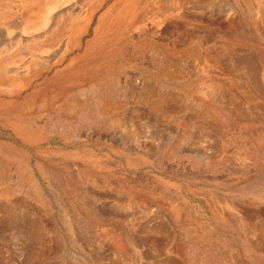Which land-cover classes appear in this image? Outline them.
<instances>
[{"label":"rangeland","instance_id":"374dc122","mask_svg":"<svg viewBox=\"0 0 264 264\" xmlns=\"http://www.w3.org/2000/svg\"><path fill=\"white\" fill-rule=\"evenodd\" d=\"M211 1L74 0L16 42L0 0V264H264V21Z\"/></svg>","mask_w":264,"mask_h":264},{"label":"bare ground","instance_id":"6f19581e","mask_svg":"<svg viewBox=\"0 0 264 264\" xmlns=\"http://www.w3.org/2000/svg\"><path fill=\"white\" fill-rule=\"evenodd\" d=\"M21 2L18 3L19 5V8L22 9V16H23V19L25 20V26H21L23 27V30H22V33L19 35H16L15 37V41L16 42H19L20 40H24V41H28V40H32V39H36V38H39V37H42L44 35H46L48 32L51 31L53 25L55 23L58 22L59 24V19L62 17L63 18V15H65L66 13L70 12V13H73L76 8L78 7V3H68L70 1H74V0H56V1H50L47 5H46V8L44 9L47 13V16L46 18L44 17L42 20H40V18H38V13L44 8L43 6V3L42 1L43 0H20ZM154 1V0H153ZM172 3H175L174 1L175 0H171ZM177 1V0H176ZM214 1V0H212ZM212 1L211 3L207 2L208 5L209 4H212ZM236 1V0H235ZM243 1V0H242ZM4 2V1H3ZM237 2V1H236ZM244 2H246V5L248 6L247 10H248V14L251 15L253 18H256V17H259L261 19H263L264 21V0H244ZM68 3V4H67ZM255 3L257 6H258V9L255 10L252 6V4ZM206 4V2H205ZM45 5V4H44ZM239 5V3L237 4ZM64 6H67V7H64ZM241 6V5H240ZM256 6V7H257ZM60 7V10L58 11L57 15H54V16H49V13L53 10H55L56 8ZM240 10V9H239ZM242 13V12H241ZM200 14V12H199ZM203 14V13H201ZM243 15V14H242ZM245 15V14H244ZM7 19H8V16L7 15H4V14H0V23H4V22H7ZM64 19V18H63ZM198 19V18H197ZM201 19V18H199ZM58 20V21H57ZM195 20V19H194ZM203 23H205L203 21ZM200 25V24H199ZM205 25V24H204ZM7 26V30H8V33L10 31V28L11 26L10 25H6ZM56 27V26H55ZM198 29V28H197ZM196 30V29H195ZM210 30V29H209ZM13 31V30H12ZM11 31V32H12ZM17 33V32H16ZM51 33V32H50ZM184 33L186 34V32L184 31ZM199 34V29L198 31L196 30L194 32V34ZM3 34V33H2ZM26 34V36L24 35ZM221 35V34H220ZM23 36V37H22ZM25 36V37H24ZM212 36V35H211ZM1 37L0 36V44H4L5 42L3 40H1ZM213 37V36H212ZM211 37V38H212ZM217 37V36H216ZM219 37V36H218ZM5 38V37H4ZM3 38V39H4ZM211 38L209 39H205L207 42H211L214 38ZM219 39V38H218ZM190 40V39H189ZM221 40V39H220ZM225 39L222 38L221 40V44L223 45V41ZM185 41V40H184ZM227 41V40H226ZM189 42V41H188ZM177 44V43H176ZM6 45V44H5ZM181 45V44H180ZM5 47V46H4ZM6 49V48H5ZM3 51V49L1 50ZM0 51V52H1ZM156 53H158L156 51ZM153 55V54H152ZM229 57V56H228ZM152 59V58H151ZM150 59V60H151ZM155 59V58H154ZM153 59V60H154ZM205 61V60H204ZM153 62V61H152ZM151 62V63H152ZM155 62V61H154ZM238 63H240L241 61L237 60ZM149 63V62H148ZM156 63L159 65V67L161 66H166V64H164V61L159 58V61L158 59L156 58ZM168 63V62H167ZM155 65V64H154ZM240 65V64H239ZM256 66V65H255ZM257 67H261V66H257ZM256 67V68H257ZM254 68V67H253ZM173 69V68H171ZM160 70V69H158ZM260 71V69H258ZM256 70V72L258 71ZM170 71V70H169ZM165 72V71H164ZM252 72V71H251ZM261 72V71H260ZM258 72V73H260ZM169 74V73H168ZM261 74V73H260ZM190 78V77H189ZM216 78V77H215ZM162 80V79H161ZM210 81V80H209ZM211 85V84H210ZM207 87V86H206ZM235 94V93H234ZM110 95V94H109ZM165 97V96H164ZM165 99V98H164ZM142 124V123H141ZM1 190V189H0ZM195 215V214H194ZM251 218V217H250ZM244 220V218H243ZM254 222V221H253ZM250 223V222H249ZM6 224V223H5ZM4 224V225H5ZM258 224V223H257ZM165 225V226H164ZM167 224H163L161 227H159L160 230H164V232H167L169 233L170 231L168 230V228L166 227ZM215 226V225H214ZM211 229V228H210ZM215 231V230H214ZM208 234V233H207ZM215 234V233H214ZM213 234V235H214ZM215 236V235H214ZM220 240V239H219ZM202 241V240H200ZM211 241V240H210ZM228 244V243H227ZM253 245V244H252ZM227 246V245H226ZM228 247V246H227ZM231 247V245H230ZM259 249V248H258ZM253 250V249H252ZM253 252V251H252ZM257 252V251H256ZM259 253L261 252L260 250L258 251ZM257 252V253H258ZM263 254H264V249L262 250ZM261 252V253H262ZM213 253V252H212ZM217 253V252H216ZM235 253V252H234ZM237 253V252H236ZM244 255V254H243ZM259 256V255H258ZM262 256V254H261ZM233 257V256H232ZM255 257H257V255H255ZM176 260V259H175ZM167 261V260H166ZM235 261V260H234ZM168 262V261H167ZM174 262V261H173ZM235 263V262H234ZM263 264V263H262Z\"/></svg>","mask_w":264,"mask_h":264}]
</instances>
